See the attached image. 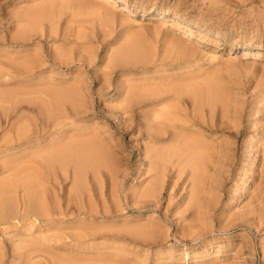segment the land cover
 Here are the masks:
<instances>
[{"label":"rangeland","instance_id":"1","mask_svg":"<svg viewBox=\"0 0 264 264\" xmlns=\"http://www.w3.org/2000/svg\"><path fill=\"white\" fill-rule=\"evenodd\" d=\"M163 16L179 17L180 25L163 24ZM191 83L227 97L226 110L200 109L193 97L180 95ZM157 88L170 92L161 101L181 112L174 135L155 126L159 136H149L147 125L168 109L154 97ZM4 94L0 104L12 110V121L59 124L38 143L0 152V167L63 138L71 145L95 140L113 151L99 170L102 202L91 200L97 212L85 218L73 205L51 221L0 228L1 264H50L54 256L84 262L71 264H264V0H0ZM129 94H136L130 123L119 112ZM10 129L0 106V141ZM173 148L171 154H182L180 173L171 168L177 158L168 160L163 195L146 198L156 182L147 154L158 158ZM92 175L85 174L88 197ZM74 178L70 170L59 179L62 194L73 191ZM195 186L200 211L191 204ZM84 230L94 233L80 239Z\"/></svg>","mask_w":264,"mask_h":264},{"label":"bare ground","instance_id":"2","mask_svg":"<svg viewBox=\"0 0 264 264\" xmlns=\"http://www.w3.org/2000/svg\"><path fill=\"white\" fill-rule=\"evenodd\" d=\"M100 1H106V0H100ZM107 1L109 3H112V4L113 3H118V0H107ZM122 9L130 10V8L126 4H124L122 6ZM161 20H162L163 24H165V23L169 24L170 23L172 25H180L179 24L180 23V19L177 16L176 17L163 16V18L161 17ZM21 36H24L23 33L21 34ZM38 62H39V60H38ZM28 66H29V64H26V67H28ZM192 82H194V80ZM195 82H194V85H195ZM200 82H201V80H200ZM207 83H208V81H207ZM215 84L218 85V83H215ZM194 85H193L192 89H188V90H186L184 92H182L183 91L182 90L180 95L185 93L188 96L193 97L196 100V102L198 103L200 109H202V107L204 105H207V106H209L211 108L212 111H214L215 109H217V106L219 104L221 105L223 110L225 109L224 106L226 105V103H225L224 100L227 97H225L224 100H223V99L220 98L218 93L213 94V92H212L210 87H207V86H204V85H199V86L198 85L194 86ZM186 86H189V85L186 84ZM215 87H216V85H215ZM220 90H222V89H220ZM157 91H158V88H157ZM66 92L68 93V91H66ZM148 93H149V91H148ZM169 93L170 92H159L158 91V93H156L154 95V97L160 99L162 97L170 95ZM173 93H174V97L175 98L178 97L179 94H176V92H173ZM55 94H56V91H55V93L53 95H55ZM53 95L50 94L51 97ZM221 95H223V93ZM6 96L7 95H5V94L1 95L0 99H1V103L2 104L4 103L3 100H4V98H6ZM57 96H55V97H57ZM135 97H136V94L135 95H130L129 94V99L126 101L127 104L123 105L119 109L120 110L119 112L121 113L120 118H122L123 120H126L125 122L129 121V123H130V120L133 117L134 111L132 109L133 108L132 106H133L134 101H136V99H134ZM58 98L59 97H57V99ZM172 99H169V101L172 100ZM160 101H161V99H160ZM169 101H168V105H169ZM173 101H174V99H173ZM176 101H177V99H176ZM159 103H162L161 104V108H162V105L165 103L166 107L164 106L165 108H162V109L168 108L166 102H164V101L162 102L161 101ZM0 106H1V110H2L3 114L5 115V117L7 119L8 124L11 125L10 136H8L6 138H3L0 141V152H5L6 153V151H14L16 149L24 147L26 144H29V143H38L39 140H41V137L39 135H41L45 131L47 132L48 128H51L52 126L56 127L59 124V122L54 123V121L52 120L53 118L52 119L49 118L47 121H43V122L42 121L41 122H37V121L34 122V121L30 120L27 124H21V122H20L21 119L20 120L18 119V121H12V110L10 108H6L7 106L5 107L4 105H1V104H0ZM195 106H197V105H195ZM228 106H230V105H228ZM156 107H158V106H156ZM158 110H159V108H156V111L155 110L154 111L157 113ZM178 111L179 110H177L176 106H172V107H169L167 109V111L165 110L164 114L160 113L161 115H163V117L161 115H157V116H161V118L157 117L158 119L156 118L155 119L156 121H152L151 124L147 125V129L149 131V136H151V137L159 136V134H157L153 130V128L155 126H160V127L161 126H163V127L166 126L167 129H170V130L174 131V132H172L173 135H174L176 133L175 131H177V129L179 127L178 126L179 124L176 125V123L174 122V120L176 121L175 116H177V113L179 114V112H180V111L179 112ZM228 111H229V108H228ZM228 111H227V113H228ZM152 113H154V112L152 111ZM198 113L200 114V111ZM147 114H148V112H147ZM203 114H202V116H203ZM135 115H136V113H135ZM223 115H224V113H223ZM173 117H174V119H173ZM182 117L183 116H181V118ZM188 117H189L188 119H190V116H188ZM184 118H185V116H184ZM184 118H183V120H184ZM198 120H201V119H198ZM201 121H203V120H201ZM184 122H185V120H184ZM188 122H189V120H188ZM206 122H207V120H206ZM144 126H146V124ZM180 129L183 130L182 128H179V130ZM182 132L187 134L188 130H187V133H186L185 130H183ZM192 132H194V131H192ZM197 134L199 135L198 132H197ZM182 135H184V134H182ZM42 138H45V137H42ZM183 138H185V136ZM198 139L196 138L197 141H199ZM68 140H69V138H63V141L59 142V143L56 142L55 140H50L49 142L47 141V143L44 144L43 146L41 145L39 147L37 145L38 147L32 148L29 152H27V151H24V152L21 151L20 153L18 152L19 155L17 157H15L14 159L8 160L6 162V163L9 164V165L7 164V167H3V166L0 167V175H5V174L9 175L7 177L5 176L6 178H4L3 180L0 181V228H3L4 226H7V225L8 226L9 225H13L14 227H17V225L19 223L25 222V221L30 220L32 218L35 221H38V220L43 221V222L44 221H51V220H54L57 216L69 215L73 205H76L74 208H76L75 210L77 211V213L79 215L85 216V218H86L87 215L92 214V216H93V214H95L97 212V210L93 208L91 200H92V197H94L98 201L102 202L101 197L103 195V190H102V188H100V185H99V177L100 176H98V175H99V172H100L99 170L101 169V167L104 164V162H106V163L108 162V164L110 162H112L111 158H109L108 155H107V153L108 154L110 153L111 149L110 150L101 149L99 144L95 143L96 142L95 140L87 141L86 143H81V141H80L78 144H73V145H71L72 143L69 144ZM185 141H187V140H185ZM195 141H193V142L196 143ZM191 142H192V139H191ZM205 142H207V141L205 140ZM207 143H209V142H207ZM190 144L195 146V144H192V143H190ZM198 144H200V143H197V145ZM184 145L185 144H183V146ZM201 145H202V147H205V146L207 147L208 146L209 149L211 147V145L209 146V145L200 144V146ZM212 145H214V144H212ZM196 146H195V149L197 148ZM166 147L168 148V146H166ZM198 148H199L198 150H200L201 147H198ZM203 149H201V150H203ZM211 149H212V147H211ZM174 150L175 149L173 148V149H171L169 151V155H166V156H162L161 155V156H158V158H154L149 153L147 154L148 155L147 158H148L149 165H150L149 171L153 172L155 174L156 182L153 183L147 189V191L145 190L146 191V195H145L146 198H151L152 196H156L157 195V197L160 199L161 196L163 195V191H164V189H165V187L167 185V183H165L164 179L166 177V162L168 160H171L173 158H177V163L174 164L173 167H171V168L172 169H177L179 171V173H180V171H181L180 165L182 163V160H181L182 159V154L180 153L181 151L180 152H176V154L175 153L171 154V153L174 152ZM207 150L208 149L206 148V151ZM215 150H216V148H215ZM112 151H113V148H112L111 152ZM206 151L203 150V152L205 154H206ZM200 152H198V154H202L203 155V152L202 153H200ZM208 152H210V151H208ZM192 153H194V152L192 151ZM205 154L203 156H205ZM14 155H15V153H14ZM198 156L200 157L201 155H198ZM203 156H201L200 158L202 159ZM194 158H195V156H194ZM196 159H197V157H196ZM155 160H156V163H155ZM152 163H154V164H152ZM111 164H113V163H111ZM200 166H202V165H199V167ZM110 168H112V170L113 169L115 170V168H113L111 166H110ZM146 169H148V168L146 167ZM201 169H203V168H200L199 172L201 171V173H202ZM70 170L75 175V178H74L75 179V187H74V189H72L73 190L72 192L69 191L66 194H64V193L62 194L61 193L62 191L60 192V189H59L60 187L58 186L59 185V179L64 178L65 175ZM109 171H110L109 173H111V170H109ZM193 171H195V170L193 169ZM89 172H92V174H93L92 175L93 176V179H92L93 183H92L91 186H94V189L96 188V190L92 189V194L89 195L90 197H88L86 195V192H85V174L89 173ZM201 173H199V174H201ZM112 174L114 175L113 172L110 175L112 176ZM168 177H169V175H168ZM168 177H166V178L168 179ZM179 178H182V176L180 175ZM204 185H202V186H204ZM20 190H23L24 193H25V196H23V198H21L22 200H19V193H20L19 191ZM192 195H193V198H192V201H191L192 207L193 208H197L198 207V209L200 211L201 210V208L199 207L200 191H199V187L198 186H195V189L192 192ZM208 205H211V204H208ZM208 207H210V206H208ZM205 211H206V209H205ZM203 213H204V210H203ZM134 231L135 230H133V231L132 230H127L129 235H131L134 238H136L137 234H139V233L134 232ZM93 233L94 232H92V231L84 230L85 236L83 234L79 238L82 239L84 237L91 236V235H93ZM77 239L78 238L76 237L75 240H77ZM28 256H30V254H28ZM4 257H5L4 251H3V253L0 252V264L3 262ZM25 258L28 260V257H25ZM50 258H51V256H50ZM93 258L91 260H93ZM52 259H53V257H52ZM60 259H62V258H60ZM65 259L61 260L60 262H57V260L55 259V256H54V260L53 261L50 259L51 260L50 264H71V262L84 263L83 261H81L80 258H77V259H73L72 258V259H68V260L67 259L65 260ZM44 260H46V259L44 258ZM83 260L84 261H88V260H85V259H83ZM89 261H90V259H89ZM118 261L120 262V260H118ZM42 262L44 263V261H42ZM40 263H41V261H40ZM110 263H112V262L110 261ZM37 264H39V263H37ZM91 264H94V263H91ZM95 264H96V262H95Z\"/></svg>","mask_w":264,"mask_h":264}]
</instances>
